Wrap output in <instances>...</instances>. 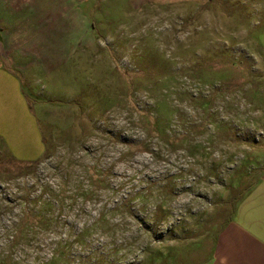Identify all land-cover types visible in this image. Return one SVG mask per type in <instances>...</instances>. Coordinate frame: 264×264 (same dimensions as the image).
<instances>
[{
  "label": "rangeland",
  "instance_id": "374dc122",
  "mask_svg": "<svg viewBox=\"0 0 264 264\" xmlns=\"http://www.w3.org/2000/svg\"><path fill=\"white\" fill-rule=\"evenodd\" d=\"M68 2L44 153L0 158V264H205L264 179V0Z\"/></svg>",
  "mask_w": 264,
  "mask_h": 264
},
{
  "label": "crops",
  "instance_id": "0c3cea01",
  "mask_svg": "<svg viewBox=\"0 0 264 264\" xmlns=\"http://www.w3.org/2000/svg\"><path fill=\"white\" fill-rule=\"evenodd\" d=\"M68 1L0 0V158L44 153L43 141L41 149L37 144L25 151L42 138L38 120H49L44 105L33 113V88L38 80L50 85L51 73L66 61L67 41L76 35L70 24L74 5ZM205 264H264V179L236 204L205 249Z\"/></svg>",
  "mask_w": 264,
  "mask_h": 264
}]
</instances>
